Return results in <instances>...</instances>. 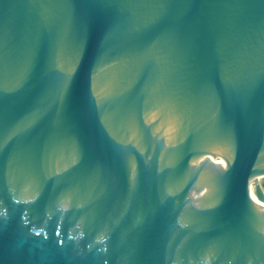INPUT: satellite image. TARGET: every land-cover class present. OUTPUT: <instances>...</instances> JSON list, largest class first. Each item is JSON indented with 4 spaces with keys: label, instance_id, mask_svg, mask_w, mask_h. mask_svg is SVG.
Masks as SVG:
<instances>
[{
    "label": "water",
    "instance_id": "water-1",
    "mask_svg": "<svg viewBox=\"0 0 264 264\" xmlns=\"http://www.w3.org/2000/svg\"><path fill=\"white\" fill-rule=\"evenodd\" d=\"M264 0H0V264H264Z\"/></svg>",
    "mask_w": 264,
    "mask_h": 264
},
{
    "label": "bare ground",
    "instance_id": "bare-ground-1",
    "mask_svg": "<svg viewBox=\"0 0 264 264\" xmlns=\"http://www.w3.org/2000/svg\"><path fill=\"white\" fill-rule=\"evenodd\" d=\"M260 180L263 181L264 180V175L260 176Z\"/></svg>",
    "mask_w": 264,
    "mask_h": 264
}]
</instances>
